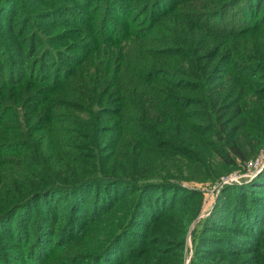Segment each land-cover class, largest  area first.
Listing matches in <instances>:
<instances>
[{
  "label": "trees",
  "instance_id": "1",
  "mask_svg": "<svg viewBox=\"0 0 264 264\" xmlns=\"http://www.w3.org/2000/svg\"><path fill=\"white\" fill-rule=\"evenodd\" d=\"M170 1L172 3L168 4L164 0H153L146 7L149 9V27L145 31H136L132 25L128 24L125 26L124 35L114 36L112 40L102 42V46L105 47L103 50L105 71L100 72L102 79L97 98L81 96L86 98L82 101L79 97L67 95L56 104L53 95L57 91H70L77 96H80L77 90L90 91L87 82L75 83V80L87 79L84 72L79 69L77 73H73L71 68L64 69L62 66H57L58 69L53 73L48 70L42 84L51 86L42 89L46 95L41 96H37L38 92L33 89L30 77L27 80L25 77L14 80L17 81L15 85H11L9 81L11 79L4 77L5 75L0 77L2 78V81L0 80V127L4 130L3 133L0 131V155L19 156L17 162L14 159L5 158L3 162L8 165L18 164L15 168L31 169L30 171L36 176L38 170L35 167L36 163L32 167L33 164L27 161L35 160L36 156L28 158L32 156L30 150L33 151L29 135L36 131L52 132L55 122L69 123L75 129H63L62 134L66 142L57 135L54 140L57 144L54 146L60 148V151L66 150L63 146L70 147L69 141L74 138L79 140H76L79 142L77 147L85 152L84 165L80 164L75 168L71 164L79 161L70 160V154L61 152L64 163L63 167H59L67 173L68 178L57 175L49 177L43 171L37 173L40 180L33 183L28 181L29 176L25 179L23 177L22 186L19 188L20 193L13 197L14 203L5 202L10 210L7 214L0 215L1 219L19 210H26L28 206L33 207L35 202L49 194L53 196L65 194L66 200L71 199L69 217L61 231V233L70 232L67 241L62 243L52 241L49 236L52 233L48 226L40 224L42 220H48L46 215L37 221L39 231H43L44 234L39 238L36 237L35 240L33 238L29 247L36 252L43 247H50L51 251L42 264H52L51 259L48 260V258L63 244L74 249L72 253L69 251L66 252L67 254L61 253L63 257L71 254V257L64 261L65 264H174L170 260L175 264H182L179 252H182V248L186 246L184 235L187 229L184 227V221L187 217L185 216L181 220L182 225L176 239L168 240L170 236L162 239L169 245L161 252L163 258L167 260L158 263L148 262L147 258H150L151 253L148 256L147 254L150 251L154 252L153 249L134 256L131 249L128 251L123 249L122 239L131 234L132 227L144 228L145 224L142 220L150 219L153 223L160 217L173 213L171 211L174 208L176 194L180 192L184 194L181 201L182 208L178 212L191 213L186 223L198 216L202 202L199 191L189 190L182 185L181 172L168 171L164 168L157 170V173L153 172L154 169L140 157L138 148L139 151L143 150L142 148L156 150L152 153L154 157H166L168 153L171 154L174 151L181 154L183 151L189 162L201 165L207 179L215 180L220 172L239 167L255 157L257 150L264 147V79L261 83L253 79L249 80L251 77L259 78L254 70L255 63L233 59L241 55L245 60L252 59L258 62L260 37L264 33V9L261 12L259 10L264 5V0ZM181 4H184L181 8L177 7ZM188 4H191L189 5L190 14L184 15L183 11H187L184 7ZM16 6V0H0V16L8 18L12 14H19L22 9L18 11ZM24 13L28 16L27 22L36 25L38 20L35 17L36 13H28V11ZM181 19L184 20L183 23ZM102 21L104 20L101 19L99 24L91 27L96 30L101 29L104 26ZM159 21L171 29L168 32L170 36L164 33L162 39L171 40L177 43L176 46L157 50L147 47L151 38H154L153 35L156 37L162 33L161 24L155 27ZM239 38L247 42L251 41L253 52L235 48V41ZM31 39L32 37L29 38L30 45ZM2 44L0 37V47ZM97 50V48L92 49V51ZM141 52L150 59L143 61L142 55V58L139 56L137 59L135 54L138 55ZM48 54L50 56V53ZM148 61L153 64H145ZM82 63L80 60L77 68L81 67ZM263 63L264 60L260 58V67ZM129 70H132V73H128ZM105 72H112L110 74L112 77H108V73ZM223 73L229 74L224 77L231 80V85L225 88L219 83L215 84L216 80L223 78L221 77ZM74 74L78 75L73 78ZM32 77L35 79V76ZM126 77L131 80L128 81ZM126 80L127 85H122L121 82ZM110 82H116L114 98L117 99L114 105H111L114 99L108 98ZM254 85L260 86V89L254 88ZM169 88L181 89L186 93H174ZM238 88L242 92L245 88H251L250 94L260 96V114L257 115L260 128L252 133V130L248 131L247 127H244V132H247L248 136L247 144L243 143L239 136L241 128L243 129L240 125L243 99L248 92L235 94L239 92ZM231 92L234 95L230 96ZM14 95L16 98L12 99ZM168 108L181 110L179 122L183 135L179 136L178 140L184 143V147L177 141L160 139V136L152 130V123L160 124L165 121L158 118H165ZM135 110L139 111V118L131 114V111ZM4 120L10 122L11 126L4 125ZM112 133L120 134L124 141L120 142L119 137L110 135L107 137V134ZM188 133L197 138L195 145L199 149L192 150L186 147L190 138V135L187 136ZM14 137L17 138L14 139ZM82 142L85 144L80 146ZM54 146H50V149ZM58 157L57 150L53 148L50 165H54V162L56 164ZM86 160L89 161L86 162ZM197 168L201 170L199 166ZM146 169L149 172L147 175ZM163 192L165 194L171 192L172 197L165 200L161 196ZM221 192L215 206L218 214L223 215L225 220L233 219L234 222L250 227L251 231L247 236L249 238L253 236V238L249 240L256 242L262 249L264 246V237H262L264 234V171L253 182L225 187ZM240 193L241 200L250 201L238 204V200L234 198L240 196ZM7 195L6 192L2 193L4 198ZM168 202L170 205L165 207ZM157 204L160 205L157 206ZM154 209H161V212L156 216L148 217V213ZM117 211L120 212L119 219L115 223L104 225L105 219L112 217ZM78 214L89 221H83L82 216L81 221ZM55 224L53 223L52 226ZM209 225L211 223L206 225V221H202L199 225L200 229L192 233L195 250L211 246L208 240L215 237H209L207 233L217 230V227L209 229L207 227ZM254 232L257 233L255 237L252 235ZM26 239L29 240L28 237ZM87 240H95L96 246L93 248L82 246L85 252L76 249L77 243L81 245ZM98 240L101 241L99 245ZM245 242L246 239L243 243ZM53 244L55 248L52 247ZM262 252L260 251V256ZM251 253L255 256L256 251ZM240 254L247 253L243 251ZM194 261L193 259L189 264H194Z\"/></svg>",
  "mask_w": 264,
  "mask_h": 264
},
{
  "label": "rangeland",
  "instance_id": "2",
  "mask_svg": "<svg viewBox=\"0 0 264 264\" xmlns=\"http://www.w3.org/2000/svg\"><path fill=\"white\" fill-rule=\"evenodd\" d=\"M104 1L105 0H16V9L18 11L22 9L21 12H19V14H12L8 18L0 16V37L1 42H3L0 47V77L5 75L4 77L11 79L9 80L11 85H15L17 81L14 80L20 79L21 77H25V80L30 77L33 89L38 92L37 96H41L46 95V92L42 89L51 86L42 84L43 77L44 75H47L49 72L48 70L53 73V71L58 69L57 66H62L64 69L71 68L73 73H77L79 69L84 72L87 79L83 81L75 80V83L87 82L90 91L77 90L76 92L79 93L80 96H77L70 91H57L53 95L56 104L57 101L62 100L64 97H67V95L79 97L82 101H85L86 98L81 96L97 98L100 92L102 79L101 73L105 71V62L103 58V50L105 47L102 46V42L104 40H112L114 36L118 37L124 35L125 26L128 24L132 25L136 31H145L146 28L149 27V9L146 7L153 0H110V3L109 0H107V2L105 1V3ZM164 1H167L168 4L172 3L170 0ZM183 5L184 4H181L177 7L181 8ZM189 5L191 4L184 7V9L187 10L183 11L184 15L190 14ZM263 9L264 5L259 11L261 12ZM24 11H28V13H36L35 17L38 19L36 25L27 22L28 16L25 15ZM191 13L194 14L193 12ZM101 19L104 20L102 21L104 26H102L101 29L96 30L91 27L92 25L99 24ZM180 21L182 23L184 22L183 19ZM160 24L162 33L156 37L154 35L152 36L154 38H151L149 46H147L149 49L157 50L163 47L176 46L177 44L171 40L162 39L164 33L170 36V33L168 32H170L171 29L168 26H164L162 21H159L155 27ZM30 37H32L31 45L29 44ZM247 37L249 39L251 38L250 36ZM250 42L251 41L247 42L243 40V38H239L235 41L234 47H238V49L240 48L242 51L247 50L253 52V45L252 43L250 44ZM94 48H97L98 50L92 51ZM48 53H50L51 57ZM54 53H56V55H54ZM141 55L144 57L142 59L143 61L150 59L144 52H141L138 55L135 54V57L139 59V56ZM257 57L258 62L252 59L245 60L241 55L235 56L233 59L245 63H255L254 70L258 73L257 77L259 78L251 77L249 80L253 79L254 81L261 83L262 79H264H260V77L264 76V63L262 64V67H260V58L264 60V33L260 37V53ZM80 60L83 62L82 66L77 68ZM145 64L152 65L153 63L148 61L145 62ZM118 67L119 65L117 66V69ZM260 71L262 72L260 73ZM128 73H132V70H129ZM110 74H112V72L107 74L108 77H112ZM77 75L78 74H74L72 77L74 78ZM227 75L229 74L223 73L221 75L223 78L221 80H216L215 84L219 83L220 85H223L224 88L231 85V80L224 77ZM32 76H35V79H33ZM126 79L128 81L131 80L129 77H126ZM0 80L2 81V78ZM127 80L121 82V84L127 85ZM21 88L24 87L21 86ZM254 88L260 89V86L254 85ZM169 89L178 94L186 93L177 88ZM250 89L251 88H245L242 92L241 89L238 88L239 92L235 93L246 94L248 92L243 99V115L242 118H240V125L243 129L241 128L239 136V139H242L241 141L246 144L248 136L247 132H244V127H247L248 131L252 130V133H255L260 128V124L257 122V115L260 114V96L257 94H250ZM26 91H28V89H26ZM108 94H110V97H108L109 100L114 99L111 102V105H114L117 99L114 98L116 95V82H110ZM231 95H234V93L231 92L230 96ZM13 98H16L15 95L12 99ZM81 103L86 104L84 102ZM168 109L165 118H158L165 121L160 122V124L152 123V130L156 135L160 136V139H169L181 143L178 140V137L183 135L182 126L179 122V115H182L181 110L176 108ZM131 114L137 118L140 117L138 110L131 111ZM3 124L11 126V123L7 120H4ZM53 127L54 129L52 132L46 133L43 131H36L31 132L29 135L31 144L33 145V151L30 150L32 156H26L30 158L36 155L35 160H27L30 164H33L32 167H34V163H36L35 167L38 169L36 176L34 172L30 171L31 169L15 168L18 167L15 166L18 164L8 165L3 162V158L14 159L17 162L19 159L18 155H0V215L7 214L10 210V208L7 207L8 204L5 202L11 204L12 202L14 203L13 197L17 196V193H20L19 188L22 186L23 177L25 179L29 176L28 181L30 183L40 180L37 174L40 171H43V173L49 177L52 175L64 176L63 178L69 177L65 171L60 170L64 163L63 155L61 154L62 151L71 155L69 158L70 160L75 159L76 161H79L71 164L73 168L80 166V164L84 165V160L86 159L85 152L83 149L77 147L79 142H76V140L79 141L78 139L71 138L69 141L71 146L66 148L63 146L66 150L61 149L60 151V148L54 146V144H57L54 141L55 136L57 137V135L62 141L66 142L65 136L62 134L63 129L74 130L75 128L69 123L67 124L64 122H55ZM28 129L31 128L28 127ZM0 131L3 133L4 130L2 127H0ZM109 135L112 137H119L120 142L124 141L118 133L107 134V137ZM189 135L190 134L188 133L187 136ZM16 138L17 137H14V139ZM129 140L134 142L131 138H129ZM196 140L197 138L190 135L186 147L188 149L191 148L192 150L199 149L195 145ZM84 144L85 142H82L80 146H83ZM124 144L127 146L126 142H124ZM182 145V147H184V143ZM50 146L54 147L50 149ZM53 148H55L59 154L58 160H56L57 165L55 162L54 165H50L52 161L50 158L53 156ZM142 149L143 150L139 151L138 148L137 151L141 153L140 157L144 162H147V165L154 169L153 172L157 173V170L162 168L168 171L181 172L183 175L182 185L189 190L200 192L202 197L201 208L198 216H196L191 222L186 223L187 219L191 216V213L186 212L187 214H180V212H178V210L182 208L181 201L184 194H182L183 192L176 194L174 208L173 211H171L173 213L162 216L153 223H151L152 220L150 219L142 220V223L145 224L144 228L132 227L133 229L130 230L132 231L131 234L126 235L125 238L122 239L124 251L131 249V253H133L134 256L142 255L148 250L153 249L155 250L154 252L150 251L147 254L148 256L151 253L150 258L146 257L148 262L158 263L167 260V258H163L161 252H163L169 245H167L166 242H163L162 239L167 236H170L168 240L176 239L178 235L177 233L182 225L181 220L183 219V216H185L187 217L184 221V227L187 229V232L184 235L186 238V246L182 248V252H179L180 257H182V264H189L193 259L195 260L194 264H264V246L260 249V246L257 245L256 242L249 240L253 238V236H250V238L247 236L251 231L250 227H247L242 223L234 222L233 219L225 220L223 215L218 214V210L215 207L217 206V200L221 195L220 193H222L221 191L225 187L235 185L241 186L250 183L251 181L253 182V180L264 171V147L261 150L258 149L255 157L250 158L239 167H234L230 171L220 172L215 180L207 179L203 173L204 169L201 165L189 162L187 156H184L186 154L183 151H181V154H178L179 152L170 151L171 154L168 153L166 157H154L152 153L156 150L150 148ZM87 161L89 160H86V162ZM257 161H259V166L255 167L254 164ZM198 166L201 170L197 168ZM216 166L221 168L218 164H216ZM254 168L256 169L254 170ZM145 171L147 172L146 175L149 174L147 169ZM249 173L254 174L251 177L246 178V174ZM241 180L242 182L239 183ZM230 183H232L231 186ZM4 192L8 193L5 198L2 196V193ZM65 196V194L55 196L49 194L35 202L33 204L35 206H28L26 210H19L18 212H14V214H10L0 219V264H42V262L46 260L51 251L49 246L43 247L39 252H36L29 247V243L30 241H33V238L35 240L36 237L39 238L40 236H43L44 232L39 231L37 221L44 218L45 215L48 217V220H42V223L40 224L48 226L47 228L50 229L52 233L49 235L52 238V241L54 240L58 241V243H62L68 240L70 232L61 233L69 217L68 210L71 200L69 198L66 200ZM161 196L165 200H169V198L172 197V194L171 192L167 194L163 192ZM236 199L238 200V204L250 201L246 199L241 200V193L240 196L234 198V200ZM159 205L160 204H157V206ZM168 205H170V202H168L165 207ZM160 212L161 209H154L148 213V217L156 216ZM119 215L120 212L117 211L115 215L105 219L106 221L104 225L115 223V221L119 219ZM81 216L82 215L78 214L80 220L82 219ZM82 220L85 222L89 221L86 218ZM202 221H206V225L211 223V225L207 226L209 229L210 227H217V230L207 233L209 237H215L208 240L211 243V246L204 247L202 250L199 249L197 251L193 246L192 233L194 234L195 230L198 231L200 229L199 225ZM53 223H56L55 226H52ZM256 234L255 232L252 233L254 237ZM258 235H260V233ZM26 237H28L29 240H27ZM262 237H264V234ZM245 239L246 242L243 243ZM100 242L101 241L98 240L97 244L99 245ZM145 242L147 243L145 244ZM76 245V249L85 252L86 250L82 246L93 248L96 246V243L95 240H87L82 242L81 245L79 243ZM52 247L55 248V244H53ZM56 249L58 250H55L52 256L48 258V260L51 259L50 261L52 264H65L64 261L70 258L71 254L69 253V255L63 257L61 253L65 254L67 251L72 253L74 250L73 248L66 246V244H63ZM243 251L247 254L241 255L240 253ZM251 251H256L255 256ZM260 251H263L261 256ZM65 257L67 258L65 259ZM170 262L175 264L172 260H170Z\"/></svg>",
  "mask_w": 264,
  "mask_h": 264
},
{
  "label": "built area",
  "instance_id": "3",
  "mask_svg": "<svg viewBox=\"0 0 264 264\" xmlns=\"http://www.w3.org/2000/svg\"><path fill=\"white\" fill-rule=\"evenodd\" d=\"M255 167H258L259 166V161H257L255 164ZM256 168H254V170H255ZM254 173H249V174H246V178H249V177H251L252 175H253ZM245 178V179H246ZM244 180V179H243ZM237 182H239V181H237ZM242 182V180L239 182V183H241ZM230 185H232V183H230Z\"/></svg>",
  "mask_w": 264,
  "mask_h": 264
}]
</instances>
